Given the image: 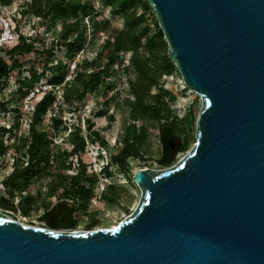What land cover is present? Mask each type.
Returning <instances> with one entry per match:
<instances>
[{"label": "water", "instance_id": "1", "mask_svg": "<svg viewBox=\"0 0 264 264\" xmlns=\"http://www.w3.org/2000/svg\"><path fill=\"white\" fill-rule=\"evenodd\" d=\"M187 87L196 142L141 167L112 227L22 222L0 208V264H264V0H148Z\"/></svg>", "mask_w": 264, "mask_h": 264}, {"label": "rangeland", "instance_id": "2", "mask_svg": "<svg viewBox=\"0 0 264 264\" xmlns=\"http://www.w3.org/2000/svg\"><path fill=\"white\" fill-rule=\"evenodd\" d=\"M91 1L95 6L96 11H98V17L102 19H110L111 25L108 29L101 28L95 32L89 28L80 43L71 48L65 44L57 42L62 41L61 37L56 35V33L62 28L64 23L58 22L56 28L47 24V22L43 24L44 20L42 16L28 11L24 6L23 0H13L11 4L6 6L0 4L1 22L4 21L5 24H7L6 19L10 21L9 15L12 13H16L19 17H23L24 20L28 17V19L23 22V29L26 32L30 31L39 37V40L36 42V53L32 56L34 64L30 67V73L41 72L45 68L44 64L47 63V61L49 62L48 65L55 66L60 59L64 62L67 61V52L72 50L76 51V55L71 60L70 70L65 77L66 81H70L75 75L76 65H80L81 67L86 60L97 57L99 64L94 67V70H104L102 74L104 79L103 83L99 84L95 89L87 91L82 102L79 103V101L74 100L69 103L66 100L64 105L67 110L65 117L68 122V130L66 132L68 133L70 129H73L77 123L82 125L83 134L86 137L85 146L82 148V155L87 164L89 161H95L97 152L107 153L109 151L107 146L101 141L102 139L111 146L117 144L120 145V141L123 140L126 132V124L130 121V106L128 105L127 100L130 93L131 79L136 75V71L130 61V52L121 51L119 59H117L113 65L108 66L107 55L110 53V47L107 45L106 39L114 29L121 28L124 25L123 18L118 14L114 15L110 11V7L105 5L102 0ZM139 11L142 12L143 9L139 8ZM147 16L150 19L151 16L149 14H147ZM88 20V16H86V21L89 26L90 23ZM51 46H53L54 51L53 61L49 58L50 55L48 52H40ZM49 77H51V73L50 76H45L36 82V88H34V91L38 92L40 89L42 90L51 87L48 81ZM161 86L171 89L176 94L175 99H172L169 95L166 97V111L168 113H172L173 111L177 112L179 116L185 118L187 123L192 125L191 129H187L188 131L186 130V133L183 134V138L188 142L187 148L182 151L177 150L170 163H160L157 160V157H159L162 152L163 141L159 137V123L150 124L146 118H139L137 120L138 125H148L149 135L141 149L142 155H145L150 159L143 160L142 157L130 158V165L132 168L130 170L131 175L138 167L159 169L175 163L196 142L197 119L202 108L200 94L185 85L182 75L176 67L173 68L172 72L164 73L161 77V85L153 87L152 91H159ZM63 88L64 86L57 88V97L54 105L60 102L61 98L59 96L61 95ZM8 92L12 93L13 91ZM32 94L33 91L27 93L24 97L22 96L19 101L10 102L8 104L10 107L9 109L16 107L21 110L20 112L10 110L5 115L0 110V124H11L14 121L16 122L17 117L20 118V121L17 122L18 126L16 132L13 131L11 134H3L0 132V138H3L5 145L0 149V193L6 192L4 181L13 170L14 157L16 155H24L26 157L27 144L24 140L26 137H29L31 127V111L34 104V100L31 98ZM6 95L8 94L3 93L0 96L3 98ZM78 104L81 105L80 109ZM101 109H105L104 114H99V110ZM89 118L91 119V124L88 122ZM92 130L99 131V142L95 141L93 143L91 141L90 132H92ZM16 133L17 135L15 136ZM180 140L182 139L180 138ZM65 145L68 149L73 147V143L69 140ZM69 160L71 161L72 166L76 165L78 161L77 155L74 154L73 156H70ZM100 163V165H102V162ZM100 165L99 163H96L92 167L98 171ZM100 176L102 175L100 174ZM102 177L103 179L99 182L96 189L98 197H95L93 201L90 202L86 210L78 209L77 214L80 217L78 225L75 228L66 229L112 227L134 211L141 197L142 191L141 188L131 180L130 175L129 177L124 176L117 170L113 175H107L106 177L103 175ZM109 181H114L120 187V200L117 202H108L105 200L103 194L101 195V193H104V191L108 189ZM46 187L45 180H41L36 183L35 186L29 185L24 191L27 193L30 190L38 189L39 193V197L34 200L32 205H30V210L27 214H24L23 210L20 208L16 211L5 209L1 206L0 208L11 217L22 222L39 226H49L46 221L40 218V215L45 209V204L40 200L43 197L40 193L44 192L47 189ZM15 202L16 205L21 206L20 195H17ZM71 206L74 207L75 204L72 203ZM93 214L98 218V222L90 227L88 222Z\"/></svg>", "mask_w": 264, "mask_h": 264}, {"label": "trees", "instance_id": "3", "mask_svg": "<svg viewBox=\"0 0 264 264\" xmlns=\"http://www.w3.org/2000/svg\"><path fill=\"white\" fill-rule=\"evenodd\" d=\"M0 2L8 4L12 0H0ZM102 2L110 7V11L114 15H120L124 22L121 28L114 29L106 39V43L110 47V53L107 55V64L108 66L113 65L119 59L120 52L126 51L131 53L130 61L136 71L135 77L131 79L130 93L127 100L130 106V121L129 125H126L123 139L131 144L137 143V146L142 147L149 135L148 125H138L137 120L146 118L150 124L159 123L161 128L160 136L169 147H172L170 140L175 141L176 138L173 133H176L182 139L178 151L185 150L188 142L183 138V134L186 133L187 129L190 130L192 125L187 123L185 118L179 116L177 112L168 113L166 111V97L169 95L172 99H175L176 94L165 86H161V89L157 92L152 91L153 87L161 85L162 75L172 72L173 68H177V66L170 55L168 42L151 4L148 0H102ZM139 8H142L143 11L140 12ZM29 9L32 13L42 16L43 24L47 22V24L56 28L58 22L64 23L62 28L56 33V35L61 37L62 41L57 42L70 48L80 43L89 28L95 32L101 28L108 29L111 25L110 19L98 17V11H96L91 0H31ZM147 14L151 16L150 19ZM86 16L89 19V26ZM40 52H48L49 58L52 61L54 60L53 46ZM75 55L76 51L69 50L67 52L68 60L64 62L60 59L57 61L56 66L48 65L49 62L47 61L44 64L45 68L38 75L46 76V69L50 68L52 70L50 81L61 82L66 77L67 72H69L70 62ZM98 64L97 57H95L86 60L81 67L76 65L73 79L66 81L63 88V95L69 103L74 100L79 101L87 91L93 90L103 83L102 74L104 70H94V67L98 66ZM56 70L58 74L55 73ZM54 98L55 96L50 92L37 103V115L39 118L46 112ZM104 113L105 109L99 110V114ZM88 122L91 124L90 118ZM6 130L5 127H0V132L3 133ZM77 133L75 132L71 136V142L74 147L73 152L78 150V145L76 144ZM99 137V131L92 130L90 132L92 140L99 139ZM24 141L27 144L26 157L24 155H16L14 157L13 170L4 181L6 192L0 193V206L14 211L20 208L24 214H27L34 199L31 197L30 191L24 192L30 185L32 172V156L29 155L28 151L29 137H26ZM101 141L109 147L104 139ZM85 142L86 137L83 136V147ZM4 146L3 138H0V149ZM175 152L169 153L164 163H170ZM164 155L166 156V154ZM93 182L90 181V187H87L86 184L79 186V180L75 178L73 184L67 187L68 194L76 198L75 206L66 205L67 212H65V215L62 214L63 217H60L59 213L55 214L54 219H52V214H49V211H44L40 218L54 228H75L80 221V217L77 214L78 209L86 210L94 194ZM120 194L119 185L111 183L109 190L103 193V196L106 201L112 203L119 201ZM17 195L21 196V206L16 205ZM97 222L98 218L93 214L88 225L91 227Z\"/></svg>", "mask_w": 264, "mask_h": 264}, {"label": "flooded vegetation", "instance_id": "4", "mask_svg": "<svg viewBox=\"0 0 264 264\" xmlns=\"http://www.w3.org/2000/svg\"><path fill=\"white\" fill-rule=\"evenodd\" d=\"M30 1L31 0H23L24 6L28 11H30ZM12 2L8 4L0 2V4L6 6ZM9 18L10 21L6 19L7 24H5L4 21H0V95L3 93L8 94L3 98L0 96V110L5 115L10 110L20 112L21 110L16 107L9 109L10 107L8 104L10 102L19 101L22 96L24 97L27 93L33 91L31 98L34 100V104L31 111L32 118L30 121L31 127L28 150L29 155L32 156L30 185L35 186L36 183L45 180L47 189L40 193L43 196L40 200L45 204L44 211H49V214H52V219H54L55 214L60 213V217H63L62 214L65 215V212H67L66 205L73 207L71 204L76 203V198L68 194L67 187L73 184L75 178L79 180V186L86 184L87 187H90V181H94L92 185L94 194L90 202H92L95 197H98L96 189L99 182L102 181L100 174L106 177L107 175H113L114 172L118 170V172L122 173L124 176L129 177L130 175L131 180L137 184L135 181V172L141 167H138L131 175L130 170L132 168L130 165V158L142 157L143 160L150 159L142 155V149L137 146V143L131 144L123 139L120 141V145L111 146L108 144L109 147L107 146V149L109 151L107 153L98 155L97 152L94 162L93 160L89 161L88 164L85 162L82 155V137L84 136L82 125L77 123L73 129H70L68 133L66 132L68 130V122L65 117L67 110L66 107H64L66 99L63 95V90L59 96L61 98L60 102L54 105L57 97V88L64 86L66 79L63 78L61 82H51V77H49L48 81L51 87L40 89L38 92L34 91L36 82L45 77L39 76L38 74H40V72L30 73V67L34 64L32 56L36 53V42L39 40V37L23 29V22L26 21L28 17L24 20L23 17H19L16 13H12L9 15ZM46 71V76H50L52 70L48 68ZM55 73L58 74V71L56 70ZM8 91L13 92L9 93ZM50 92L53 93L55 98L48 106L46 112L39 118L37 115V103L43 96ZM82 100L83 97L80 98L79 103L82 102ZM78 107L80 109L81 105L78 104ZM126 125H129V121ZM142 126L146 125L142 124ZM75 132H78L76 135L78 150L73 152L74 147L68 149L65 143H67L68 140L71 141V136L74 135ZM160 133L161 128L159 130V137L163 141V148L157 160L160 163H164L169 153L178 150L181 140L176 133H173L176 139L175 141L170 140L172 147H169L160 136ZM91 141L93 143L95 141L99 142L98 139H91ZM74 154L77 155L78 161L76 165L72 166L69 157ZM164 154H166V156ZM39 160L40 162H38ZM100 162H102V165H100ZM96 163L100 165L98 171L92 167ZM111 183L115 182L109 181L108 189H106L104 193L109 190ZM30 194L34 200L39 197L38 189L30 190ZM102 194L103 193H101V195Z\"/></svg>", "mask_w": 264, "mask_h": 264}, {"label": "built area", "instance_id": "5", "mask_svg": "<svg viewBox=\"0 0 264 264\" xmlns=\"http://www.w3.org/2000/svg\"><path fill=\"white\" fill-rule=\"evenodd\" d=\"M20 121V118H17L16 119V122L14 121V122H12L11 124H8V123H1L0 124V127H5L7 130L6 131H4L3 132V134L4 133H9V134H11V133H13V131L14 132H16V129H17V122H19ZM17 135V133L15 134V136ZM101 146V145H100ZM102 147V146H101ZM103 153V152H102ZM102 153H98V155H100V154H102ZM103 179V177L101 176V180Z\"/></svg>", "mask_w": 264, "mask_h": 264}]
</instances>
